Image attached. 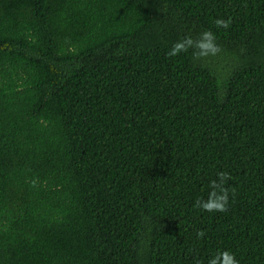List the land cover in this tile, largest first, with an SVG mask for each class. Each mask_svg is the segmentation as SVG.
<instances>
[{
    "label": "trees",
    "instance_id": "obj_1",
    "mask_svg": "<svg viewBox=\"0 0 264 264\" xmlns=\"http://www.w3.org/2000/svg\"><path fill=\"white\" fill-rule=\"evenodd\" d=\"M220 171L227 211L195 207ZM223 250L264 264V0H0V264Z\"/></svg>",
    "mask_w": 264,
    "mask_h": 264
},
{
    "label": "clouds",
    "instance_id": "obj_2",
    "mask_svg": "<svg viewBox=\"0 0 264 264\" xmlns=\"http://www.w3.org/2000/svg\"><path fill=\"white\" fill-rule=\"evenodd\" d=\"M214 24L217 28L227 29L231 24V18L216 19ZM189 49H192V57L196 60L214 57L221 51L220 46L216 43L215 35L210 31H204L197 39H193L191 36H185L178 40L172 45L166 55L169 57H175L182 52H188ZM216 176L217 178L209 183L210 191L207 199H197L195 207L206 212L227 211L230 193L225 185L228 180L232 179V177L225 171L218 172ZM204 236L205 233L203 230L197 231V239L203 238ZM207 264H239V262L237 261L235 254L229 250H223L212 256Z\"/></svg>",
    "mask_w": 264,
    "mask_h": 264
}]
</instances>
